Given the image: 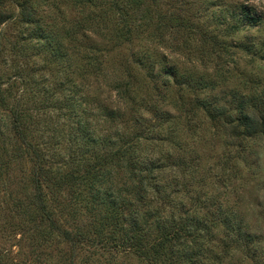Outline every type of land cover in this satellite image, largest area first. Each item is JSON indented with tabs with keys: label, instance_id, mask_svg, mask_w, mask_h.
<instances>
[{
	"label": "trees",
	"instance_id": "obj_1",
	"mask_svg": "<svg viewBox=\"0 0 264 264\" xmlns=\"http://www.w3.org/2000/svg\"><path fill=\"white\" fill-rule=\"evenodd\" d=\"M62 1L80 15L60 19L59 7L49 0H0V177L8 176L9 194L15 202L13 213L19 223H33L44 241L62 239L71 248V264H101V251L111 255L103 264H119L110 250L120 249L136 254L145 264H223L235 251H242L253 264H264V251H257L258 240L248 232L245 220L232 208L216 204L214 197H203L193 189L186 176L192 159L186 158L185 150H179L177 141L173 142L180 114H171L147 94L137 116L126 118L120 107L106 108L100 116L97 112L104 128L109 123L103 150H98L100 137L95 129L93 136L87 131L88 148L72 152L54 166L47 152L30 142L24 124L28 111L24 100L33 94L29 84L37 75L36 69H28L33 55L57 62L68 56L65 51L69 46L81 79L104 75L110 89L132 100L124 79L114 74L115 70H105L103 54L128 44L125 41L130 42L132 34L148 25L136 23L137 16L145 22L150 19L142 8L145 0ZM46 4L49 8L43 9ZM248 13L243 8L240 17L250 19ZM230 14L236 18L234 11ZM224 18L218 23L224 24ZM109 21H114L111 26ZM92 35L101 36L105 48H98ZM132 61L141 71L150 70L142 76L145 85L158 81L154 58L143 54ZM164 68L160 69L166 71L162 76L167 88L173 83L190 89L203 81L188 78L175 66ZM254 95H232L238 121L235 129L264 134V94L258 103ZM171 104L179 113L185 111L184 102L173 99ZM203 107L212 120H220L225 113L223 108L219 112L217 105ZM151 112L158 123L147 118ZM163 140H171L174 150L151 147ZM17 143L18 150H10ZM16 166L22 172L17 174ZM84 190L87 195L82 194ZM66 194L71 195L70 200ZM83 209L90 216L88 222L83 220ZM219 228L221 240L216 238Z\"/></svg>",
	"mask_w": 264,
	"mask_h": 264
},
{
	"label": "rangeland",
	"instance_id": "obj_2",
	"mask_svg": "<svg viewBox=\"0 0 264 264\" xmlns=\"http://www.w3.org/2000/svg\"><path fill=\"white\" fill-rule=\"evenodd\" d=\"M49 1L59 7L60 19V16L68 19L80 15L77 9L62 0ZM145 2L142 8L147 10L150 19L145 22L137 16L136 23L148 25L143 26L141 32L132 34L131 41H125L128 44L116 46L117 49L108 55L103 54L105 70H115L114 74L124 79V88L130 87L132 100L123 96L121 91L110 89L104 81V75L81 79L74 69V51L68 45L69 49L65 51L68 56L57 62H46V57L33 55L28 69L29 72L36 69L37 75L29 84L33 94H27L28 98L24 100V108L28 110L24 117L26 132L30 135L28 138L38 145L37 150L47 152L54 166L55 163H62L67 156L69 158L72 152L75 154L79 153L78 150L88 148L87 131L92 135L95 129V135L100 137L98 150H103L102 140L109 123L104 128L99 117L101 112L106 108L120 107L126 118L130 114L137 116L142 110L141 105L146 103L142 98L144 100L147 94L171 114H180L172 140L181 145L179 150H185L186 158L192 159L191 171L186 176L191 180L193 189L203 197H214L216 204L220 202L226 209L232 208L238 213L245 220L248 232L258 240L257 251L261 249L262 252L264 134L258 131L249 133L243 128L235 129L238 121L232 95L255 93L258 103L264 94V0ZM48 8V4L43 6V9ZM243 8L256 21L241 18ZM230 11L236 13V18L231 17ZM224 17V24L218 23ZM111 22L107 25L111 26L114 21ZM92 36L98 48H105L106 41L101 36ZM94 54L97 55L96 52ZM137 54H145L156 60V83L145 79L146 83L149 82L145 85L142 76L150 70L143 68L141 71L131 63ZM69 56L70 59L65 62ZM161 66H165L164 70L175 66L188 78L203 81L190 89L186 86L180 88L173 83L167 88L163 81L165 77L162 76L166 71L161 70ZM69 98H72L70 102L67 100ZM173 99L184 102V112L173 109ZM204 104L217 105L219 112L223 108L225 113L220 115V120H212ZM257 108L262 111L259 106ZM256 114L260 115L257 111ZM146 116L152 122H159L154 120L152 112ZM173 142L158 141L151 147L156 150H174ZM10 150H18V143ZM72 166L70 164V168ZM15 171L17 174L22 172L20 166H16ZM171 175L169 173V177ZM8 181L5 174L0 177V264H71V248L62 239L44 241L41 231L34 230L33 223H19L20 219L13 213L15 202L13 195L9 194ZM82 194L87 195V191L84 190ZM66 196L71 199V195ZM82 214V219L88 222L90 216L87 217L85 209ZM221 230L219 228L216 234L218 240L223 236ZM110 251H113L119 264H145L141 257L132 252L122 249ZM101 252L100 259L105 263L111 255L109 251ZM224 260L223 264H253L242 251H235L234 255ZM78 261L79 256L74 262Z\"/></svg>",
	"mask_w": 264,
	"mask_h": 264
}]
</instances>
